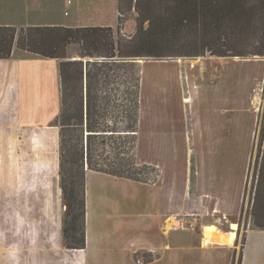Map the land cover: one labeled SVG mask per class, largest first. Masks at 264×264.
I'll return each mask as SVG.
<instances>
[{"label":"rangeland","instance_id":"1","mask_svg":"<svg viewBox=\"0 0 264 264\" xmlns=\"http://www.w3.org/2000/svg\"><path fill=\"white\" fill-rule=\"evenodd\" d=\"M114 31L126 37L121 27ZM75 54V48L67 50V55ZM139 67L142 106L148 110L139 127L136 161L158 167L160 179L157 184L136 183L91 172L85 200L90 245L81 255L83 264H214L202 256L199 245L206 248L208 238L201 241L198 225L187 223L186 229L179 226L168 229L167 234L161 230L165 223L177 219L175 210L184 213L208 202L198 196L204 190L216 193V205L226 206L232 227L238 225V257L247 231L255 228L251 208L258 152L264 148L260 147L264 57L141 60ZM184 132L190 134L186 141ZM7 137V148L0 149L1 162L6 159L8 163L0 166L4 171L0 182L4 185V195L0 196V257L6 260L8 254L11 260L3 264H15L16 249L29 260L35 250L44 253V264H50L48 249L54 240L68 249L63 236L65 207L53 177L37 183L26 174L29 159L40 157L41 150L16 147L15 133ZM186 173L188 180L183 177ZM207 174L212 178L210 188ZM32 183L38 187L29 189ZM190 217L183 215L191 223L194 220ZM70 222L68 217V228ZM21 232L23 248L16 240ZM255 242L254 237L248 249L251 255ZM61 254L75 259L74 254Z\"/></svg>","mask_w":264,"mask_h":264},{"label":"trees","instance_id":"2","mask_svg":"<svg viewBox=\"0 0 264 264\" xmlns=\"http://www.w3.org/2000/svg\"><path fill=\"white\" fill-rule=\"evenodd\" d=\"M133 11L130 38L110 27L0 26V60L15 47L59 62L60 109L51 126L68 249L85 247L87 170L139 183L160 177L158 167L136 161L140 114L143 121L148 110L141 60L264 57V0H119L120 22ZM71 47L78 59L67 55ZM258 156L251 217L253 229L264 231V148Z\"/></svg>","mask_w":264,"mask_h":264},{"label":"crops","instance_id":"3","mask_svg":"<svg viewBox=\"0 0 264 264\" xmlns=\"http://www.w3.org/2000/svg\"><path fill=\"white\" fill-rule=\"evenodd\" d=\"M134 17L135 13L133 11L122 22L119 21L121 18L119 0H0V26L14 27L17 30L33 26L110 27L113 30L121 27L126 38H130L135 31ZM72 58L78 59L76 55ZM58 66L59 62L57 60L27 55L15 47H13L9 59L0 60V149L7 148L5 140L10 133L16 134L14 142L16 147L21 145V147H30L34 151L40 149L42 153L40 157L35 155V157L29 159V168L26 174L31 176L33 181L37 180V183L43 182V178L49 181L50 176L53 177L56 181V191H58L56 193L61 197L58 177L59 136L58 129L51 126L60 109ZM184 77L187 78L186 73H184ZM167 80H170V78ZM181 104H186V102L181 101ZM141 123L140 114L139 127ZM184 136V141H186L190 134L184 132ZM0 159H2V156H0ZM4 161L1 162L0 160V166L8 164L6 159ZM49 162L51 168H48ZM91 172L87 170L85 174L86 189H88V181L93 175ZM2 173L4 171L2 172L0 168V182L3 180ZM199 175H197V182L199 181ZM207 176V186L210 188L209 181L211 182L212 178L209 174ZM183 177L186 180L190 178L187 173ZM159 179L155 182L156 184ZM37 183L34 185L32 183L31 186L28 185L29 189L38 187ZM3 186L0 183V196L4 195L2 192ZM213 194L209 190L199 192L198 196L208 202H204L201 206L195 205L184 212L186 215L191 216L193 222L190 223V221L183 219L184 213L177 209L173 212L177 219H171L169 223H165L161 228L162 232L167 234L168 229L178 228L179 226H181V229H186L187 223L198 225V231L202 235L201 241L204 237L208 238L206 248H202V243L199 245L202 256L206 261L212 260L214 264H221L222 262L224 264H264V231L249 229L245 243L242 245L237 257L238 225H236V228L232 227L226 206L216 205V193L213 192ZM216 211L218 212L216 213ZM180 218H182L181 222ZM254 237L256 248L255 253L251 255L248 249ZM16 240L17 244L23 248L25 245L23 234L18 236ZM89 245V239H86L85 222V247L71 251L65 249L62 242L54 240V246L48 249L49 252H53L49 254V258L52 260L50 264H59V262L61 264H83V256L81 255L86 253ZM19 250L16 249L15 264H25L30 260L32 264H44L42 262V257H45L44 253L40 255L39 252L34 250L29 254V260L24 258V253ZM226 250L230 252L227 253ZM63 252L74 254V261L70 256L64 258L61 254ZM2 255L3 253H0L1 257H3ZM7 255L5 256L6 260L0 257V264L9 261L10 258ZM240 255L241 261H239Z\"/></svg>","mask_w":264,"mask_h":264},{"label":"bare ground","instance_id":"4","mask_svg":"<svg viewBox=\"0 0 264 264\" xmlns=\"http://www.w3.org/2000/svg\"><path fill=\"white\" fill-rule=\"evenodd\" d=\"M218 59V58H217ZM223 60V59H222Z\"/></svg>","mask_w":264,"mask_h":264}]
</instances>
